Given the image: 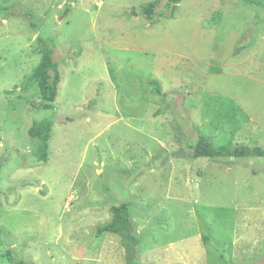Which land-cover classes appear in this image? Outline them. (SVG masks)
I'll return each mask as SVG.
<instances>
[{
	"label": "rangeland",
	"instance_id": "rangeland-1",
	"mask_svg": "<svg viewBox=\"0 0 264 264\" xmlns=\"http://www.w3.org/2000/svg\"><path fill=\"white\" fill-rule=\"evenodd\" d=\"M0 5L39 27L0 14V264H125L118 236H96L121 203L139 264H264V159L195 160L190 148L201 133L264 146V0ZM40 35L55 39L62 75L52 110L30 83ZM44 120L39 163L29 130Z\"/></svg>",
	"mask_w": 264,
	"mask_h": 264
},
{
	"label": "trees",
	"instance_id": "trees-1",
	"mask_svg": "<svg viewBox=\"0 0 264 264\" xmlns=\"http://www.w3.org/2000/svg\"><path fill=\"white\" fill-rule=\"evenodd\" d=\"M168 8L175 9L176 5L182 0H165ZM158 5L156 3L149 4L145 8V16L147 20L154 25L156 23V12ZM16 11L11 7L0 5V14H5L10 17L26 18L31 26L39 30L36 16L30 10L20 7ZM55 40L54 38H46L43 35L39 36L41 47V60L37 65L30 83L37 85L40 96L42 98V110H52L58 97L59 86L62 82L59 63L55 60ZM70 54V53H69ZM67 54V56L69 55ZM67 58H70L68 56ZM61 61V60H60ZM153 91L158 95L162 94V89L157 81L152 83ZM29 135L32 139L38 142L36 156L39 163H47L50 155V139L52 136V124L50 121L44 120L35 122L29 130ZM0 138V142H1ZM192 156L197 159H264V146H247L241 145L233 147L231 143L215 146L213 141L199 134L198 138L190 145ZM2 164L0 163V203L2 195ZM112 218L109 222L100 225L97 228L96 236L100 238L102 235L111 234L120 238L122 248L124 250L125 264H139L137 262L138 249L140 246V238L135 231L134 224L131 219V210L128 203H121L111 208Z\"/></svg>",
	"mask_w": 264,
	"mask_h": 264
}]
</instances>
